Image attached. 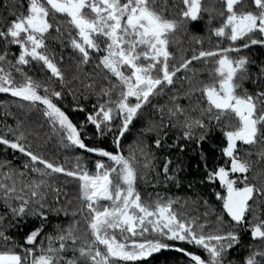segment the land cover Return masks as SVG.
<instances>
[{
  "label": "snow or ice",
  "instance_id": "6c2138e0",
  "mask_svg": "<svg viewBox=\"0 0 264 264\" xmlns=\"http://www.w3.org/2000/svg\"><path fill=\"white\" fill-rule=\"evenodd\" d=\"M256 46L264 0H2L0 94L23 114L0 106L13 157L0 159V264H153L165 250L182 264H264ZM217 130L224 162L210 166L202 146ZM53 141L64 155L45 153ZM190 144L201 183L222 191L142 195L180 186L165 147Z\"/></svg>",
  "mask_w": 264,
  "mask_h": 264
},
{
  "label": "trees",
  "instance_id": "16d2710c",
  "mask_svg": "<svg viewBox=\"0 0 264 264\" xmlns=\"http://www.w3.org/2000/svg\"><path fill=\"white\" fill-rule=\"evenodd\" d=\"M2 2V0H0ZM201 28H204L203 23L201 22L200 25ZM201 35H205V32H201ZM207 46V44L205 45ZM249 55L251 59L256 61H264V49L259 48L258 46L254 47L249 51ZM247 87H251L250 84L246 85ZM15 98L10 97L7 94H0V106L3 105H12V102ZM70 100V98H69ZM12 111L16 115H22L23 113L18 110L15 105H12ZM27 111V110H25ZM66 111L68 112L70 118L73 120L74 123H82L85 119V114L82 112H74L71 111V106H69ZM33 116L35 114L33 113ZM0 119H3V110L0 108ZM7 122L12 124L14 123L13 119L11 117L7 118ZM89 133H91V127H89ZM96 143H100L99 140L96 141ZM174 143L173 138L169 137V144ZM183 143V142H182ZM226 141L224 140V137L222 133L217 130L209 142H206L202 147L203 151L207 157L208 164L211 166L213 164H223L224 160L221 158V149L223 146H225ZM110 146V145H109ZM0 149H3V146H0ZM44 151L46 154H58V155H64V152L62 149L59 148V146L53 141L50 145L44 146ZM165 152L172 156L173 159L178 163L182 168L183 171L180 173V186L174 187L172 185H169L168 188L160 187L159 189H153L151 187H147L144 185H141V193L142 195L144 193H152L153 191H160L161 195H166L169 197H185V196H192L193 193H198L200 195H203L207 197L208 199L212 200L214 197V191L220 190L217 189L216 186H209L207 184H202L201 180L205 178V169L203 167L204 161L201 160L199 150L197 149V146L195 144H190L185 146V151L183 153L179 152L176 148H170L165 147ZM81 155H84L86 159H89L91 157V154H84L82 151L79 153ZM18 155V154H17ZM12 159L13 157L9 155L8 151H0V159ZM17 164H19V159H16L15 161ZM189 183L193 185V187L190 189L188 188ZM72 187V185H70ZM53 224L57 223L60 219H63V217L57 218V217H50ZM34 225L38 226L37 221H30L28 225L22 226L20 230V234L17 236V239H20V236L24 234V232L28 231V229L32 228ZM49 229L46 228V231ZM158 259L153 260V264H182V254L176 253L174 251H162L161 253L156 254Z\"/></svg>",
  "mask_w": 264,
  "mask_h": 264
}]
</instances>
